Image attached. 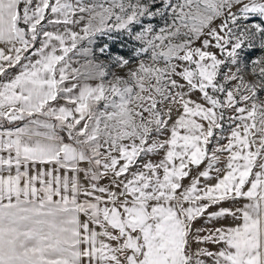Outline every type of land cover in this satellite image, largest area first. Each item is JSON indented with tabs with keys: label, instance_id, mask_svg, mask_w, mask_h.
Returning <instances> with one entry per match:
<instances>
[{
	"label": "snow or ice",
	"instance_id": "obj_1",
	"mask_svg": "<svg viewBox=\"0 0 264 264\" xmlns=\"http://www.w3.org/2000/svg\"><path fill=\"white\" fill-rule=\"evenodd\" d=\"M0 264H264V0H0Z\"/></svg>",
	"mask_w": 264,
	"mask_h": 264
}]
</instances>
